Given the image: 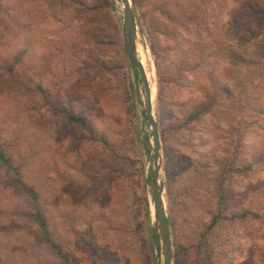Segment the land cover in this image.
<instances>
[{
    "label": "rangeland",
    "instance_id": "obj_1",
    "mask_svg": "<svg viewBox=\"0 0 264 264\" xmlns=\"http://www.w3.org/2000/svg\"><path fill=\"white\" fill-rule=\"evenodd\" d=\"M106 1L72 31L63 8L45 17L30 0L8 3L22 26L0 42V64L21 53V67L0 81V138L24 161L70 264H157L153 129L138 103L124 5ZM130 2L159 126L173 263L264 264V0ZM71 46L92 54L85 60L93 69L81 78ZM234 53L249 65H233ZM35 83L69 108L63 91L77 88L73 110L89 115L99 134L48 113ZM197 107L211 111L190 122ZM12 182L0 169V264H61L20 219L26 199Z\"/></svg>",
    "mask_w": 264,
    "mask_h": 264
},
{
    "label": "trees",
    "instance_id": "obj_2",
    "mask_svg": "<svg viewBox=\"0 0 264 264\" xmlns=\"http://www.w3.org/2000/svg\"><path fill=\"white\" fill-rule=\"evenodd\" d=\"M12 0H0V42L6 39V36L11 34V32L16 31L17 26L21 25L19 14H10L11 10L8 3H11ZM40 6L38 9L39 13L45 15V17H51V15L46 16L51 10H56L58 8H63L69 12L68 28L71 29L77 21L83 19L90 20L93 18L92 15L94 12L105 9V5L108 4L106 0H30ZM62 9V10H63ZM59 10V9H58ZM57 10V12H58ZM56 12V13H57ZM15 13V12H14ZM44 17V18H45ZM54 19H58L56 14L52 16ZM22 26V25H21ZM241 30L245 31L247 34H250V37H253V29L250 26H240ZM17 37V36H16ZM236 38H240L238 33H235ZM76 34L72 35V41L75 42ZM244 41V40H242ZM245 43V42H244ZM251 42H246L249 44ZM76 42L72 45H75ZM75 50L72 46L70 47V53H72L74 58L80 60L78 78L84 76V74H89L92 71L93 66L88 63L85 58L89 61H92V54L87 50H82L78 46ZM16 55V54H15ZM21 53H18L14 58H9L7 61H4L0 64L3 68L0 72V81L2 78L15 79L19 73V64ZM233 65L238 66L241 64L249 65L247 58L240 56L238 53L233 54ZM159 67V66H158ZM34 88L31 90L32 94L37 96L39 95L43 101L44 109L52 114L55 117L62 118L67 125L79 127L88 134H96L99 132L90 118L89 115L84 113H76L73 110L75 99L80 98V92L74 86L71 88L65 89L63 91L65 100L68 105L72 106L71 108L66 107L64 104L59 102L52 94L50 89H47L42 84L35 83ZM212 99V98H211ZM215 101L212 100L210 104ZM214 103V102H213ZM211 111L210 108L202 109V107H197L189 116V121H196L203 113H208ZM99 134V133H98ZM100 139V138H99ZM99 141V140H98ZM103 142V140H101ZM147 145H149L147 143ZM14 147L11 148V141H5L0 138V169L6 171L10 174L12 178V187L17 189V191L22 193L26 202L24 203V208L18 210V215L25 222L31 223L39 232L37 243L44 246L46 250L54 253V255L61 261V264H70L69 256L66 251L63 249V246L58 242L54 236L53 229L47 217V212L44 208V201L39 191L27 181L25 177V163L21 161L20 158L17 160L14 159ZM220 215V214H219ZM217 216L212 221V227H215L219 224L222 216ZM247 213L243 212L240 215L236 214L233 216L234 219H245Z\"/></svg>",
    "mask_w": 264,
    "mask_h": 264
},
{
    "label": "water",
    "instance_id": "obj_3",
    "mask_svg": "<svg viewBox=\"0 0 264 264\" xmlns=\"http://www.w3.org/2000/svg\"><path fill=\"white\" fill-rule=\"evenodd\" d=\"M121 2L124 5L125 44L135 79L138 103L141 108L144 123L148 122L153 129V138L155 141V146L152 147L153 158H154V175L152 179V187H153V199H154L155 215H156L155 231L158 241L160 242V248H161V252L157 255V264H160V259L162 255H163L162 264H174L172 243L169 237V221L163 200L164 187L161 184L163 160L161 154L159 126L153 118L151 94L149 92V87L147 84V77L138 55L137 23H136L135 14L131 6L130 0H121ZM140 76L144 81L147 90V96H148L147 111L144 107L145 105L142 101V96L140 93L141 92L140 78H139Z\"/></svg>",
    "mask_w": 264,
    "mask_h": 264
},
{
    "label": "bare ground",
    "instance_id": "obj_4",
    "mask_svg": "<svg viewBox=\"0 0 264 264\" xmlns=\"http://www.w3.org/2000/svg\"><path fill=\"white\" fill-rule=\"evenodd\" d=\"M140 49V48H139ZM141 58V59H140ZM140 61H142L143 65H145V55L143 52L140 53V57H139ZM146 71V70H145ZM147 75V74H146Z\"/></svg>",
    "mask_w": 264,
    "mask_h": 264
}]
</instances>
